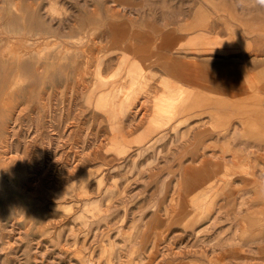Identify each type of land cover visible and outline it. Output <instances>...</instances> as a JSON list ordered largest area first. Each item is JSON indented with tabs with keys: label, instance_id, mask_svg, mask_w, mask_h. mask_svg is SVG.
<instances>
[{
	"label": "rangeland",
	"instance_id": "rangeland-1",
	"mask_svg": "<svg viewBox=\"0 0 264 264\" xmlns=\"http://www.w3.org/2000/svg\"><path fill=\"white\" fill-rule=\"evenodd\" d=\"M0 264H264V0H0Z\"/></svg>",
	"mask_w": 264,
	"mask_h": 264
},
{
	"label": "bare ground",
	"instance_id": "bare-ground-1",
	"mask_svg": "<svg viewBox=\"0 0 264 264\" xmlns=\"http://www.w3.org/2000/svg\"><path fill=\"white\" fill-rule=\"evenodd\" d=\"M61 24V23H60ZM55 26V25H54ZM113 27V26H112ZM58 28H59V26H58ZM57 28V29H58ZM113 28H115V27H113ZM55 29H56V27H55ZM117 29H118V27H117ZM82 29H80L79 30V32L81 31ZM116 30V29H115ZM119 30V29H118ZM59 31H61L62 32V30H59ZM65 32H67V31H65ZM117 32V31H116ZM130 32V31H129ZM54 33V32H53ZM84 33V32H83ZM55 35V34H54ZM81 35V34H80ZM129 35V34H128ZM50 36V35H49ZM76 36V35H75ZM82 37V36H81ZM129 37V36H128ZM67 38V37H66ZM163 38V37H162ZM165 38V37H164ZM52 39V38H51ZM54 39V38H53ZM56 39V38H55ZM58 39V38H57ZM61 39V38H60ZM59 39V40H60ZM78 39V38H77ZM128 40V39H127ZM161 40V39H160ZM62 41V40H61ZM159 41V40H158ZM162 42V41H161ZM58 45H60V44H58ZM131 46V45H130ZM159 46H164V45H159ZM61 48V47H60ZM65 49V48H64ZM128 49V48H127ZM130 49V48H129ZM61 50V49H60ZM63 50V49H62ZM126 50V49H125ZM157 50V49H156ZM56 51H59L58 49L56 50ZM160 51V50H159ZM62 52H64V51H62ZM130 52V51H129ZM137 52V51H136ZM57 53V52H56ZM58 54V53H57ZM60 56H61V54H60ZM62 57V56H61ZM56 58V57H55ZM54 60V59H53ZM55 62V61H54ZM67 63V62H66ZM203 64V63H202ZM182 72V71H181ZM184 73V72H183ZM179 74V73H178ZM186 74V73H185ZM196 74V73H195ZM181 75H182V73H181ZM187 75V74H186ZM192 75V74H191ZM205 75V74H204ZM208 76V75H207ZM206 76V77H207ZM248 76V75H247ZM179 77H180V75H179ZM199 77V76H198ZM205 77V78H206ZM249 77V76H248ZM182 78V77H181ZM64 80V79H63ZM194 81V80H193ZM200 81V80H199ZM253 82V81H252ZM192 83V82H191ZM254 83V82H253ZM255 84V83H254ZM196 85H197V83H196ZM195 85V86H196ZM56 86V85H55ZM192 85H190V87H191ZM194 86V87H195ZM201 87V86H200ZM212 89V88H211ZM200 90V89H199ZM202 90V89H201ZM186 91H188V90H186ZM194 89H191V90H189L188 92H186L185 94H187L188 96L186 97V98H191L192 96H194ZM219 91V90H218ZM223 92V91H222ZM247 92V91H246ZM250 92V91H249ZM206 93V92H205ZM218 93V92H217ZM227 93V92H226ZM248 93V92H247ZM254 94V93H253ZM185 96V95H184ZM207 96H205V102L207 103V101H208V104H209V100H207L208 98H206ZM224 97V96H223ZM220 100V99H219ZM180 103V102H179ZM190 106V105H189ZM191 107V106H190ZM194 109V108H193ZM196 110V109H195ZM182 116V115H181ZM181 119V118H180ZM5 123V122H4ZM93 154H94V152H93ZM3 162V161H2ZM204 163V162H203Z\"/></svg>",
	"mask_w": 264,
	"mask_h": 264
}]
</instances>
